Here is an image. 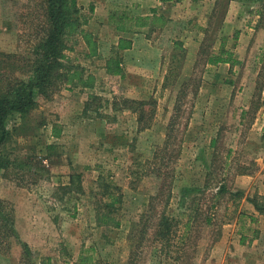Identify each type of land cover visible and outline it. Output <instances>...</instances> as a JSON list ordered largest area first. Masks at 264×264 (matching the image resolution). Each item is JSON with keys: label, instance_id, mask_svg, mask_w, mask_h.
Masks as SVG:
<instances>
[{"label": "rangeland", "instance_id": "rangeland-1", "mask_svg": "<svg viewBox=\"0 0 264 264\" xmlns=\"http://www.w3.org/2000/svg\"><path fill=\"white\" fill-rule=\"evenodd\" d=\"M42 1L0 0L2 74L44 35ZM76 1L63 62L79 76L36 97L29 128L6 121L0 264H77L85 248L98 264H264V0ZM136 6L163 25L121 49L131 31L113 21ZM226 52L236 63L209 62ZM106 206L118 226L97 224ZM162 216L179 223L161 249Z\"/></svg>", "mask_w": 264, "mask_h": 264}, {"label": "trees", "instance_id": "trees-1", "mask_svg": "<svg viewBox=\"0 0 264 264\" xmlns=\"http://www.w3.org/2000/svg\"><path fill=\"white\" fill-rule=\"evenodd\" d=\"M42 9L45 15L46 26L44 27L45 33L33 46L31 56L27 58L23 65L17 64L18 75L4 74L0 71V146H2L11 136V132L6 126L7 119L18 114L21 122L15 125L14 129H23L28 127L29 115L37 104V96H47L52 88L57 83L65 81H72L79 76V71L66 65L63 60L66 58L64 51L67 48L65 35L75 28L78 24L79 18L77 17L78 7L76 0H43ZM115 27L118 31H130L134 28L150 27L152 25H163V18L161 15L152 13V15H137L128 16L121 14L118 19L114 21ZM128 45V46H127ZM130 46L129 40L121 39L118 43L119 48H128ZM226 56L213 55L209 62L211 63H231L236 61L232 59L230 52H226ZM5 56V57H4ZM13 54L0 53V69L5 67L8 63V58ZM12 66V65H11ZM119 72L116 67L115 73ZM136 102V101H133ZM141 105V101H137ZM134 110V109H133ZM138 113V121L144 116L142 109H136ZM56 129L52 128V133L57 136ZM167 144V140H166ZM9 165V160L0 152V168L5 169ZM75 175H71L70 184L73 185ZM107 188V187H106ZM225 190L223 185L219 186L216 194H221ZM241 191H230L231 197H238ZM109 206L118 201V197L110 195ZM254 208L258 212L264 214V205L251 199ZM106 206L104 210L98 209L96 213V222L98 225H119V220L113 213L115 208ZM162 220L158 222L154 231V241L160 242L162 245L169 246L171 237L176 234L179 221L176 219L166 218L162 216ZM189 222H186L188 226ZM147 224L141 227V237L139 242L143 241ZM12 229V225L10 227ZM156 242V243H157ZM23 249H27L26 244L22 245ZM77 264H98L97 259H93L92 253L89 248H85L80 252L77 258Z\"/></svg>", "mask_w": 264, "mask_h": 264}, {"label": "crops", "instance_id": "crops-1", "mask_svg": "<svg viewBox=\"0 0 264 264\" xmlns=\"http://www.w3.org/2000/svg\"><path fill=\"white\" fill-rule=\"evenodd\" d=\"M135 2L136 3H143V2H145V0H135ZM137 5V4H136ZM139 6H136V8H138ZM136 15H143V16H145V15H150V12H149V9H145V7H143V6H141V7H139L137 10H136ZM148 27H141V28H134V29H132V30H130L131 32V37H128V39L127 40H129L130 41V49H133V48H137V46L135 47V42H136V38L137 37H132L133 35L134 36H136V32L138 31V30H145V29H147ZM117 32H118V36H122L121 34H123V33H126V32H122V31H118L117 30ZM121 33V34H120ZM121 38H124V37H121ZM121 40V39H120ZM120 40H118V42L120 41ZM128 46V45H127ZM128 47V48H129ZM128 48H125V49H128Z\"/></svg>", "mask_w": 264, "mask_h": 264}]
</instances>
